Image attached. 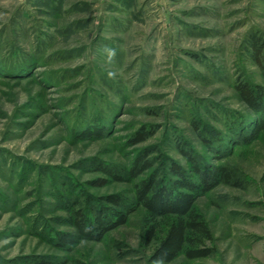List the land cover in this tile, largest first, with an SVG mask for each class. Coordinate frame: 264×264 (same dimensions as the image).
<instances>
[{"label": "rangeland", "instance_id": "374dc122", "mask_svg": "<svg viewBox=\"0 0 264 264\" xmlns=\"http://www.w3.org/2000/svg\"><path fill=\"white\" fill-rule=\"evenodd\" d=\"M256 34L264 38V0H0V262L264 264V132L235 142L256 117L236 82L264 85ZM144 126L156 133L130 145ZM90 127L104 133L79 135ZM180 141L239 183L197 200L211 256L151 261L157 240L146 242L143 206L102 240L57 246L59 233L75 234L82 191L134 199L150 173L118 181L99 167L127 177L152 146L196 177ZM166 225L159 220L158 236Z\"/></svg>", "mask_w": 264, "mask_h": 264}, {"label": "trees", "instance_id": "16d2710c", "mask_svg": "<svg viewBox=\"0 0 264 264\" xmlns=\"http://www.w3.org/2000/svg\"><path fill=\"white\" fill-rule=\"evenodd\" d=\"M250 46L251 57L260 66L264 76V38L258 34L253 35ZM235 88L241 100L256 116L241 123L244 125L246 122L247 125L244 128L248 131L237 133L235 139V142L249 144L264 132V85L239 79ZM103 133V127H90L83 129L79 135L90 138L101 136ZM155 133V126H144L130 138V145L145 142ZM203 138L210 147H213L209 139ZM179 148L191 163L192 172L196 174V177L188 174L186 168L178 162L168 161L166 157L164 160L159 150L152 146L146 147L135 157L131 167L125 173L127 177L117 174L108 166L99 167L118 181L128 178L134 180L148 171L150 173L147 177L136 181L134 199L118 193L93 197L86 191H82L78 196L82 198L80 204L83 205L73 212L75 234L59 233L56 237L57 246L69 250L80 240H102L108 232L127 223L130 215L138 207L143 206L149 223L146 229V242L152 243L157 240L150 255L151 261L168 263L182 254L190 259L211 256L215 252V247L211 245L214 235L207 219L195 207L197 200L200 195L207 194L216 185L239 183L235 179L236 174L228 167L203 164L182 141ZM154 153L158 156L154 157ZM157 158L160 159L158 167ZM166 163L168 166L165 168ZM106 182L108 181L103 180L101 184ZM165 218L167 219L166 228L161 236H158L159 220ZM35 262L36 260L28 258L21 261L23 264ZM39 262V264H55L45 259ZM0 264L4 263L0 262Z\"/></svg>", "mask_w": 264, "mask_h": 264}]
</instances>
